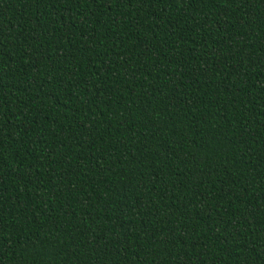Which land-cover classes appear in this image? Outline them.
Here are the masks:
<instances>
[{
    "label": "trees",
    "instance_id": "trees-1",
    "mask_svg": "<svg viewBox=\"0 0 264 264\" xmlns=\"http://www.w3.org/2000/svg\"><path fill=\"white\" fill-rule=\"evenodd\" d=\"M0 264H264V0H0Z\"/></svg>",
    "mask_w": 264,
    "mask_h": 264
}]
</instances>
